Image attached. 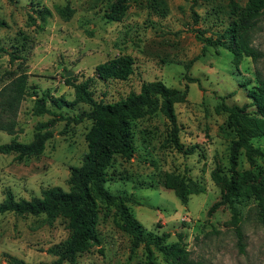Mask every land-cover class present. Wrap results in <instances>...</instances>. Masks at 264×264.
I'll return each mask as SVG.
<instances>
[{"label": "rangeland", "instance_id": "rangeland-1", "mask_svg": "<svg viewBox=\"0 0 264 264\" xmlns=\"http://www.w3.org/2000/svg\"><path fill=\"white\" fill-rule=\"evenodd\" d=\"M235 12H242L248 0H233ZM117 0H0V90L21 74L27 76V92L35 87L39 94L49 91L54 97L74 99V89L66 84L89 81L96 101L114 103L129 93H138L146 82L161 81L169 88L185 90L183 102L175 104L180 141L192 148L184 156L163 147L168 122L160 113L133 123L134 154L129 160L115 155L107 169L105 186L112 194L130 196L127 203L133 216L154 234L167 233L166 243L178 240L189 260L201 264H264V225L259 221L253 197L239 205L244 252L229 224L230 213L221 207L208 214L211 205L225 192L230 181L229 147L235 138L226 126L227 116L219 111L227 105L250 103L247 90L256 83V73L264 77V13L252 31L250 44L262 53L254 62L243 57L236 65L233 55L222 48H207L198 35L215 38L234 19L229 0H124L121 15L107 16ZM68 6L69 18L60 17L55 8ZM47 8L51 16L41 21L35 10ZM10 53L15 59L11 60ZM134 60L127 80H100L97 65L120 56ZM70 73V76H66ZM197 79L188 82L186 78ZM246 83V87L242 84ZM34 97L25 96L16 116L14 134L0 131V145L11 141L28 144L35 126L51 119L34 116ZM255 107H249L253 111ZM89 111L85 104L61 110L67 117ZM6 115L0 114V121ZM91 120L79 124L53 122L54 137L38 157L18 160L15 154H0V202L7 191L14 198L29 200L49 187L68 191L71 168L81 165L88 152L86 133ZM64 132L61 134L60 132ZM264 152V137L251 139ZM234 178L245 183V172L264 179V158L255 157L250 165L241 151ZM175 174L200 183L205 191L190 195L182 205L173 190L166 187V175ZM114 207L99 205L96 231L99 245H88L76 256V264H148L141 245L131 249V238L117 224ZM69 236L68 220L58 217L51 225L43 216L0 215V264L11 255L28 264H50L56 258L48 250ZM63 264H70L65 262ZM152 264H167L153 249Z\"/></svg>", "mask_w": 264, "mask_h": 264}, {"label": "trees", "instance_id": "trees-1", "mask_svg": "<svg viewBox=\"0 0 264 264\" xmlns=\"http://www.w3.org/2000/svg\"><path fill=\"white\" fill-rule=\"evenodd\" d=\"M197 0H193L196 3ZM235 12L236 4L229 0ZM126 9L124 0H117L109 6L107 16L121 15ZM56 13L62 18H69L72 10L68 6L56 7ZM38 18L43 22L51 12L47 8L35 10ZM264 13V0H248L245 9L237 13L232 23L215 38L198 35L197 38L207 48H222L233 55V61L238 65L243 57H249L254 62L262 57V53L250 44L252 31L256 29L259 18ZM113 19V18H112ZM4 23L0 21V27ZM0 46V53L3 52ZM7 52V50L5 51ZM11 60L15 59L10 53ZM134 60L130 56H120L101 63L95 68L98 79L124 81L133 73ZM188 82L197 79L186 78ZM66 84L74 89V99L67 101L63 96L54 97L49 91L41 94L34 87L27 92V76L21 74L14 78L0 90V114L6 115L5 121H0V131L9 135L14 134L15 116L20 103L25 96L34 97L32 113L34 116L48 115L50 120L35 126L32 142L28 144L11 141L0 145V154H15L18 160L28 161L38 157L44 151L45 144L54 137L50 128L53 122L65 121L79 124L84 120L93 121L94 125L86 133L88 152L84 155L81 165L71 168L68 179L69 189L49 187L41 191L39 197L29 200H16L12 192L7 191L0 202V215L11 213L16 216L41 217L45 223L51 225L58 217L68 220L69 236L59 245L48 250L56 259L50 264L69 262L76 264V256L88 245H99L100 238L96 231L99 205L114 207L118 228L130 236L131 249L144 248L148 264H152L153 249L159 252L167 264H201L188 258V252L181 243L182 234H177L178 240L167 244V233L161 235L147 231L133 216L127 203L134 200L127 195L112 194L106 189L108 181L107 169L115 155L129 160L134 154L133 123L138 119L150 117L160 112L167 120L169 128L163 140V147L173 149L187 156L192 155V148L186 147L179 137L180 127L177 122L175 104L183 102L185 90L169 88L161 81L146 82L141 85L138 93L131 92L125 98L114 102L104 103L96 101L89 89V81L74 84L66 79ZM246 83L242 84L246 87ZM251 100L242 106L227 105L223 100L219 111L226 114V126L235 135L229 147L230 181L225 186V192L220 199L213 203L208 210L212 214L221 207L229 210V224L237 238V245L241 253L244 252L243 233L240 227L241 215L239 205L248 198L256 201L259 221L264 225V179L258 183L259 174L245 172V183L237 185L234 178L239 175L236 171L238 156L241 151L250 165L255 157L264 158V152L252 145L251 139L264 137V77L256 73L255 85L247 90ZM85 104L89 111L79 113L73 117L64 116L61 112L75 104ZM255 107L248 111L249 107ZM63 134L64 132H60ZM166 187L173 190L182 205H186L190 195L204 193V187L193 180H185L175 174L166 175ZM8 264H28L11 255L4 256Z\"/></svg>", "mask_w": 264, "mask_h": 264}, {"label": "water", "instance_id": "water-1", "mask_svg": "<svg viewBox=\"0 0 264 264\" xmlns=\"http://www.w3.org/2000/svg\"><path fill=\"white\" fill-rule=\"evenodd\" d=\"M71 74L70 73H67L66 76H70Z\"/></svg>", "mask_w": 264, "mask_h": 264}]
</instances>
